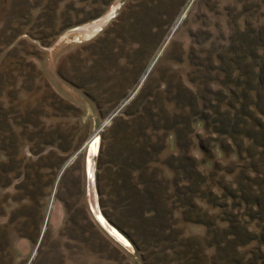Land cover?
<instances>
[{"label": "rangeland", "instance_id": "374dc122", "mask_svg": "<svg viewBox=\"0 0 264 264\" xmlns=\"http://www.w3.org/2000/svg\"><path fill=\"white\" fill-rule=\"evenodd\" d=\"M214 2L0 0V112H9L13 122L10 129L0 125V170L6 169L0 174V225L10 224L14 214L22 212L9 235L8 264H147L131 238L142 241L139 229H135L140 221L135 207L140 205L137 200L147 204L149 199L153 202L146 205L147 209L155 205L172 215L166 220L160 214V223H171L189 242L201 243L208 252L198 260L191 259L190 253L187 259L180 262L176 258L173 264H215L217 256H212L218 254V248L205 241L209 234L206 220L225 217L228 211L208 203L202 193L209 188L221 193L218 183L213 184L218 180L238 185L240 181L251 182L248 177L264 178V156H241L235 147L222 152V142L213 140L218 134L203 122L196 124L192 132L187 130L183 140L176 131H155L149 123L160 118L162 108L155 104L156 94L167 88L172 78L193 88L189 82L193 70L189 55L194 34L204 28L229 36L228 17L220 10L232 1L225 0L218 10L213 7ZM114 6L113 17L103 26L94 25ZM141 17L148 22L145 27L138 24ZM145 74L137 93L123 105ZM144 87L147 93L133 105V99ZM148 105L156 106L154 114L145 111ZM174 105L165 108L173 114L178 109ZM120 107L99 133L94 163L89 157L90 144L73 157ZM140 116L147 118L150 135L142 136L141 129H136L139 122L135 119ZM32 118L38 121L37 125L26 122ZM120 118L123 124H114ZM144 139L149 150L140 142ZM162 142L164 149L160 148ZM184 142L188 144L180 148ZM148 152L153 160L145 171H135L134 177L126 174L129 185L135 187L140 182L138 188L128 190L121 183V164L128 165L135 159L144 164L137 159L148 158ZM11 162L17 163L13 166ZM19 162L23 163L18 166ZM29 162L37 165L30 167ZM217 162L225 170L212 176ZM92 163L100 215L90 193ZM259 187L264 184L256 186ZM54 190L53 206L46 219ZM33 191L41 200V235L47 233L39 251L36 248L40 240L35 242L17 229L23 228L29 218ZM129 195L134 196L130 198L132 203L121 211L122 205L120 208L116 202ZM192 202L198 207L191 206ZM99 216L123 234L127 232L131 236L125 234L128 243L111 232ZM201 216L204 223L194 221ZM256 253L260 255L257 241L245 244L237 258L248 264L256 259ZM257 262L264 264L262 260Z\"/></svg>", "mask_w": 264, "mask_h": 264}, {"label": "trees", "instance_id": "16d2710c", "mask_svg": "<svg viewBox=\"0 0 264 264\" xmlns=\"http://www.w3.org/2000/svg\"><path fill=\"white\" fill-rule=\"evenodd\" d=\"M224 1L215 0L213 7L218 10L217 8H220ZM230 2L220 10L223 11V16L228 17L231 27L229 36L217 35L212 29L204 28L194 34V46L189 55L193 66L189 82L193 88L180 80L174 82L175 80L172 78L168 87L160 89L156 94L155 104L162 108L160 118L153 122L149 121V123L153 125L155 131L164 130L165 133L176 131L179 139L183 140L188 133L187 130L192 132V128L196 124L203 122L206 128L218 134L217 138H213V140L222 142L220 145L222 152L235 147L238 149V155L254 158L257 154L264 156V0H230ZM138 24L145 27L148 22L141 17ZM145 90L147 87L140 89L132 101L133 105L137 104L138 100L147 93ZM166 99L169 101L165 102ZM174 104L178 109L172 114L171 110L165 107H173ZM156 106H145V111L154 114L153 108ZM34 120L32 118L26 122L37 125L38 121ZM135 120L139 122L136 129H141L140 135H150L149 124H146L147 118L140 116ZM117 122L122 125L124 121L120 118L114 121V124ZM12 123L9 112L1 111L0 125L10 129ZM140 142L144 149L149 150L148 142L145 139ZM187 144L184 142L179 146L184 148ZM160 148L164 149L165 143L162 142ZM207 151H209L208 148ZM145 156L148 158L139 157L137 159L145 162L144 164L136 162V159L135 162H129L128 165L121 164L122 168L120 167L121 170H119L123 176L121 183L128 190L140 186V182L135 187L134 184L129 185L130 182L126 174L129 176L130 173V177H134L135 171H145L147 163L153 160L152 153L148 152ZM180 159L177 158V160ZM11 163L15 166L17 162ZM22 163L19 162L18 166ZM29 165L35 168L37 163L29 162ZM1 168L3 167L1 166ZM5 170L1 169L0 174ZM224 170L225 167L217 162L212 176L218 171L223 172ZM39 171L37 169V172ZM229 171L232 172V170ZM248 178L251 182L240 181L238 185H230L225 182V179L218 180L213 184L218 183L216 187H221V193L216 188H209L202 193L208 203L228 211L225 213L227 216L221 215L220 218H217L218 220L211 221V217L206 220L210 235L208 234L205 241L209 246L218 248V254L212 256L213 258L217 256L215 264H219L220 261V264H244L237 258L238 253L242 252L245 244L256 241L260 255L256 253V259H252L248 264H256L260 260L264 262V187L256 188L257 185L264 184V178ZM203 179L208 180L206 177ZM179 180L180 178H177L178 182ZM143 184V189L148 188L147 180H144ZM184 188L182 187V189ZM190 189L194 191V187ZM254 189L257 190L254 192ZM119 190H121L120 186ZM37 194L36 191L32 192L29 218L25 225L21 226L23 228L18 226L17 229L23 230L25 236L35 242L40 240L37 248L39 251L47 233L44 232L41 235L40 225H42L44 217H38L41 200ZM129 196L120 197L119 202H116V206L121 208L122 205L121 211H125L127 206L132 203L130 198H134V196ZM128 200L130 202H127ZM195 200L197 199L195 198ZM151 202L153 201L150 199L147 204L143 200H137L140 205L135 207V216L140 220L135 228L139 229V239L142 240L140 243L139 240L131 238L127 232L120 229L132 239L137 251L142 253L147 264H173L174 261H177L176 258L181 262L183 259H187L190 253L193 255L191 259L195 260L208 255L206 247L201 243L189 242L188 238L182 235L183 232L177 231L169 222L160 223V214L166 220L172 215H169L166 209L160 210L155 205L147 209L146 205ZM197 204L192 202L190 205L198 207ZM21 215L22 212L17 211L10 224L0 225V264H8V260H10L8 254L9 235L13 230V222L18 220ZM196 219L194 221L204 223L202 216ZM217 221H221V224H218ZM158 230H160L159 233ZM86 233L84 232V234ZM180 234L181 237H179ZM172 256L177 257L172 258ZM185 263L188 264V262Z\"/></svg>", "mask_w": 264, "mask_h": 264}, {"label": "bare ground", "instance_id": "6f19581e", "mask_svg": "<svg viewBox=\"0 0 264 264\" xmlns=\"http://www.w3.org/2000/svg\"><path fill=\"white\" fill-rule=\"evenodd\" d=\"M109 14V13H108ZM108 14H105L104 16H102L100 19H98L97 21H95L94 25L96 26H100V25H104L108 20H109V15ZM88 28V27H86ZM98 146H99V137H96L91 146H90V154H89V157L91 158L90 161H92L94 163V161L92 160V155L91 154H96L97 153V150H98ZM91 164V175H90V193H91V199H92V204H93V207L94 209L96 210V213L97 214H101L100 211H99V208H98V202L96 201V195H95V189L94 187L92 186L93 183H92V179H93V170H92V166L94 164ZM99 219L100 221L111 231L113 232L114 234H116V236L118 238H120L123 242H127L126 240V236L125 234H123L121 231H119L118 229H116V227H114L113 225H110L106 218L104 216H99ZM102 219V220H101ZM128 243V242H127Z\"/></svg>", "mask_w": 264, "mask_h": 264}, {"label": "water", "instance_id": "95a60500", "mask_svg": "<svg viewBox=\"0 0 264 264\" xmlns=\"http://www.w3.org/2000/svg\"><path fill=\"white\" fill-rule=\"evenodd\" d=\"M115 12H116V6H114L113 8H112V10L110 11V12H108L107 14L109 15V19L111 18V17H113L114 15H115ZM185 16V15H184ZM183 16V17H184ZM183 17L181 18V20L183 19ZM180 20V21H181ZM78 27V26H77ZM178 26L176 25V27L174 28V30L177 28ZM160 54H158V56H159ZM158 56L156 57V59H155V61L157 60V58H158ZM155 61H154V63H155ZM154 63L152 64V66L150 67V69L153 67V65H154ZM148 74V73H147ZM147 74H145L144 75V78H143V80H142V82L139 84V86L137 87V89L134 91V93L125 101V103L123 104V105H125L127 102H129L131 99H132V97L137 93V91H138V89L140 88V86L142 85V83L144 82V79L146 78V76H147ZM122 105V106H123ZM122 107H120L118 110H116V112L114 113V114H112V115H110L109 117H108V119H106L101 125H100V127L98 128V130L95 132V134L84 144V146L83 147H81L75 154H74V156L73 157H75V156H77L85 147H87V145H89L90 144V146H91V144H92V142H93V140L96 138V137H99V140H100V136H99V133H100V131L104 128V126L120 111V109H121ZM98 151V150H97ZM92 155V160L93 161H95L96 160V155H97V153L96 154H91ZM72 157V158H73ZM71 160L72 159H70L69 161H67L66 163H65V165H64V169L70 164V162H71ZM92 170H93V179H92V183H93V187H95V175H94V165L92 166ZM62 174V173H61ZM61 174L59 175V178H58V180H57V183H58V181H59V179H60V177H61ZM89 179H90V177H89ZM55 191L56 190H54V192H53V195H52V200H51V203H50V206H49V210H48V213H47V218L46 219H48V217H49V213H50V209H51V207L53 206V199H54V194H55ZM47 221V220H46ZM45 228H46V224H45V226H44V230H45ZM117 229V228H116ZM126 238H128V237H126ZM38 246H39V243H38V245H37V248H38ZM37 248H36V250H37ZM35 250V251H36Z\"/></svg>", "mask_w": 264, "mask_h": 264}]
</instances>
